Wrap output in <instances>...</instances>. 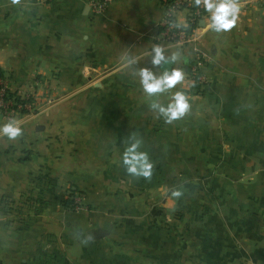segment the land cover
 Segmentation results:
<instances>
[{"label":"crops","instance_id":"0c3cea01","mask_svg":"<svg viewBox=\"0 0 264 264\" xmlns=\"http://www.w3.org/2000/svg\"><path fill=\"white\" fill-rule=\"evenodd\" d=\"M165 2L112 0L93 15L89 0H0V70L35 95L14 116L22 134L0 135V264H264V0H239L219 34L202 31L203 10L193 32L207 93L185 77L190 109L172 123L136 74L158 70L154 43L179 48L184 71L192 61L189 44L160 35ZM129 138L143 140L150 178L125 171ZM191 160L215 173L207 191L182 188Z\"/></svg>","mask_w":264,"mask_h":264},{"label":"clouds","instance_id":"9594fccd","mask_svg":"<svg viewBox=\"0 0 264 264\" xmlns=\"http://www.w3.org/2000/svg\"><path fill=\"white\" fill-rule=\"evenodd\" d=\"M193 4L195 8H202L207 14L206 19L202 18L203 32L211 31L218 34L227 32L237 24L241 13L239 0H193ZM173 23L177 28L189 26L182 13ZM147 55L151 57L152 65L158 66V70L147 66L139 67L136 70L139 85L143 92L151 97L150 108L155 110L165 123H172L182 118L190 109V95L187 90L183 87L176 88L185 79V71L179 66L182 53L179 48L169 50L161 44L154 43L147 50ZM133 63L138 61L133 60ZM22 132L21 122L16 117L0 121V135L15 139ZM120 161L125 171L132 177L147 179L152 176L153 161L148 151L143 149L141 138H129ZM171 195L179 198L182 191L174 189Z\"/></svg>","mask_w":264,"mask_h":264},{"label":"built area","instance_id":"2783aa9c","mask_svg":"<svg viewBox=\"0 0 264 264\" xmlns=\"http://www.w3.org/2000/svg\"><path fill=\"white\" fill-rule=\"evenodd\" d=\"M112 0H89V8L93 15H99L105 10ZM165 10L160 21V35L171 44H189L194 60L192 71H196L208 61V56L197 44H195L193 29L191 26L202 18L203 9L194 7L193 0H165ZM187 12V28H177L174 26V13L179 10ZM13 84L8 74H0V116L5 119L14 117L18 113H28L35 106V95L32 91H26L17 87L13 89Z\"/></svg>","mask_w":264,"mask_h":264},{"label":"rangeland","instance_id":"374dc122","mask_svg":"<svg viewBox=\"0 0 264 264\" xmlns=\"http://www.w3.org/2000/svg\"><path fill=\"white\" fill-rule=\"evenodd\" d=\"M208 62H209V58H208V61H206L201 66V68L197 69L194 72L192 71V67L194 66L193 57H192V61L190 62V64L189 65H186V67H185L186 68L185 69V73H186L185 77L188 80V83H189V88L188 89H189L190 92H192L194 94H202V93L205 94V93H207V84H208V81H207V77H206V74L204 73L203 69L207 66ZM222 142H223V140H222ZM109 158H110V156H109ZM189 159H192V157L190 156ZM204 159H206L204 161L205 163L207 162V159H208V161H211V159H209V157L206 158V156L204 157ZM223 160H224L223 159V154H221V155H219L217 157V162L220 165L218 177H222V179L224 177ZM192 166H193L192 160L190 162H188V163H185V165H184V170H185L184 176L185 177L182 180V183H183L182 184V188H184V185L185 184L191 183V182H188V180L189 181L190 180H193L195 182L196 181H198V182L201 181L200 189L201 190H204V191H207L210 188V186H208V183L206 182L207 181L206 179L208 178L207 175H209V173H210V175H214L215 173H211L210 171H208V172L205 171V172L195 173L193 171V169H192ZM201 174H203V176H201ZM170 177L171 178H168V179H171L172 181H173V178H176V180H177L180 177V174H177V172H176L175 175H170ZM202 180H204V181H202ZM192 184H193L192 189H194V188L198 189V186L197 185H195L193 182H192ZM232 189H234V188H232ZM73 199H74V197L71 198V200L70 199L69 200L67 199V201H70V202L73 201V203L75 205L74 207L71 206L70 205L71 204L70 202L67 205V208H69L71 212L72 211L75 212V209L74 208H76V207L78 208L80 206L79 199L78 198L77 199H74V200Z\"/></svg>","mask_w":264,"mask_h":264},{"label":"trees","instance_id":"16d2710c","mask_svg":"<svg viewBox=\"0 0 264 264\" xmlns=\"http://www.w3.org/2000/svg\"><path fill=\"white\" fill-rule=\"evenodd\" d=\"M197 21H198V20H197ZM196 24H197V22L194 23V24H192L191 26H195ZM2 73H3V71L0 70V74H2ZM70 203H71V204H70L71 206H73V207L75 206L74 203H73V201H71Z\"/></svg>","mask_w":264,"mask_h":264},{"label":"water","instance_id":"95a60500","mask_svg":"<svg viewBox=\"0 0 264 264\" xmlns=\"http://www.w3.org/2000/svg\"><path fill=\"white\" fill-rule=\"evenodd\" d=\"M103 234H105L104 232H97L96 236H102Z\"/></svg>","mask_w":264,"mask_h":264}]
</instances>
